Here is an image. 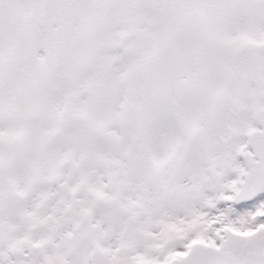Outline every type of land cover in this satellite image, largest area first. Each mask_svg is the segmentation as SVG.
<instances>
[{"label":"snow or ice","instance_id":"6c2138e0","mask_svg":"<svg viewBox=\"0 0 264 264\" xmlns=\"http://www.w3.org/2000/svg\"><path fill=\"white\" fill-rule=\"evenodd\" d=\"M0 264H264V0H0Z\"/></svg>","mask_w":264,"mask_h":264}]
</instances>
